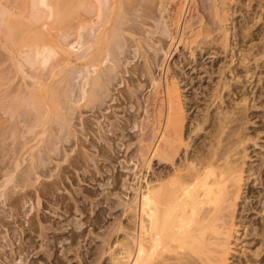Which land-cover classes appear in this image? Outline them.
Returning a JSON list of instances; mask_svg holds the SVG:
<instances>
[{
    "label": "bare ground",
    "instance_id": "obj_1",
    "mask_svg": "<svg viewBox=\"0 0 264 264\" xmlns=\"http://www.w3.org/2000/svg\"><path fill=\"white\" fill-rule=\"evenodd\" d=\"M21 1L26 5L25 8L20 5L22 3L19 4L20 0H0V126L6 124L5 129H0V138L4 140L6 137L8 140L4 141L7 144L9 140L12 143L16 138L20 140L23 137L21 135L27 136L25 141L24 139L19 141L20 151L30 153L29 157H32L33 166L29 167L39 171L46 168L54 155L56 157L59 152L61 154L64 143L70 142L69 137L74 133L84 134L83 132L87 129L93 131L86 119L84 120V111L91 112L93 115L98 114L94 116L96 119L103 118L107 121L111 119V116L107 115L108 112L106 114L104 111L112 107L106 106L102 109L101 106L105 104L109 91L113 89L115 78L119 81L122 79L125 84L124 75L129 74V70L120 64V61L125 62L129 58L127 48L136 46L138 50H142L144 44H147L143 38L145 31L142 28L145 23L142 22L140 25L136 21L127 19L129 16L127 17L125 12L128 9L116 15L117 20L108 21L107 15L111 11V9L108 11L109 6H112L116 0H92L93 2L90 3L89 0H79L77 1L81 11L79 21L66 31L55 32L56 27L54 28L53 23L56 22L52 20L62 15L57 1ZM118 1L119 8L117 6L115 9L114 5L112 6L116 11L119 9L117 13L126 7H124L125 4L128 8L129 3L123 4L122 1L129 0ZM202 1L199 0L204 4ZM184 2L186 0L176 3L179 5L178 10L175 9L177 12L173 14V18L170 17L169 26L166 24L156 26L155 32L158 33L161 29L160 34L168 35L174 44L180 42L177 35L182 30L180 35L195 24L192 22L194 15L182 17L183 7L185 9ZM255 2V7L259 11L254 9L257 12V18L264 20V13H262L264 0ZM121 3L123 6L120 5ZM207 9L201 10L206 13ZM212 9L214 10L213 7ZM207 13L215 14L216 11L209 12L208 9ZM200 17L203 18V16ZM210 27V32L218 30L216 28L218 25L213 24ZM222 35L224 37L225 33ZM143 51H145L143 55L146 62L151 60L149 65L145 69L138 70V74L137 71L134 74L132 71L129 76L131 75V78L135 76L136 79L129 80L136 84L130 93H121L126 102L135 100L138 109H142L143 103H147L145 113H148L149 118L151 117V121H147V117L142 122L138 140V152L140 151L139 155L142 156L140 158H143L142 170H140L142 174L141 178H138L137 186L131 189L133 197L127 202L117 204L125 208L127 222L125 225L119 223L117 227L108 230L102 242L106 243L102 254H108L109 264H229L231 240H240L238 228H242V231L245 229L242 211L240 212L237 207V201L245 190V187L242 189L245 182L243 174L247 172L243 167L245 163L243 165L235 157L234 152L230 151L232 154H229L227 150L222 153L210 152L212 154L206 155L207 150L203 155L204 151L200 149L197 151L203 152L195 156L187 154L193 137L190 135L192 132H188L187 135L182 134L188 111H185L184 106L186 97H183L180 92L179 84L182 81L178 82V75L171 72L169 67L165 68L163 81L154 79L151 65H154L156 53L151 57L148 56V51L146 52L145 49ZM140 53L139 56L142 55ZM202 54L204 53L200 52L201 56ZM205 54L211 53L207 51ZM119 73L122 74L121 77ZM235 74H238L237 71ZM147 78H151L154 88L152 87L153 92L150 93V97L142 101L139 93L144 86L142 82H145ZM217 86L215 89H218ZM219 91L221 93L222 89ZM110 100L113 98L111 97ZM101 109L103 112L100 113ZM200 124L201 120L196 128H199ZM77 126L81 129H76ZM111 126L126 130L115 124ZM226 127L220 121L216 128L218 134L224 133L223 130ZM112 128L103 132L99 130L100 138L103 139L105 136L108 138L105 134L114 133ZM17 143H14L16 145L14 148H17ZM9 144L8 149L12 146L11 143ZM7 148H5L6 153ZM17 155L20 156V154ZM6 156L11 154L7 153L4 157ZM243 156L238 157L243 159ZM0 157H2L1 160L5 159L3 156ZM20 157L25 160L24 154ZM7 159L4 161L6 162ZM12 160L13 158L10 161ZM15 160L14 158L13 164ZM154 161L157 163L154 164ZM20 163H23L21 158L20 162L14 165L15 168ZM9 165L6 169H4L6 166H3L5 184L14 182L13 172L16 169L14 167V170L9 169ZM31 171L28 170L27 173ZM27 173L26 176H32ZM20 175L22 179L23 172ZM26 176L24 175V180ZM29 176L27 178H31ZM246 190L250 194L249 188ZM261 204V210L264 212V202ZM260 231L259 228L256 236H260L263 241L264 231ZM119 233L123 234L121 240L117 237ZM112 237L114 242L109 244ZM22 253L23 249L19 248L18 254Z\"/></svg>",
    "mask_w": 264,
    "mask_h": 264
},
{
    "label": "rangeland",
    "instance_id": "obj_2",
    "mask_svg": "<svg viewBox=\"0 0 264 264\" xmlns=\"http://www.w3.org/2000/svg\"><path fill=\"white\" fill-rule=\"evenodd\" d=\"M55 1L62 11L61 16L52 20L56 22L53 23L54 28L56 27L55 32L66 31L79 21L81 14L77 2L79 0ZM179 1H122L123 4L129 3L128 8L125 4L124 7H126L117 13L119 9L117 11L115 9L119 1L116 0L114 3L111 2L115 9L109 6L108 11L110 9L111 11L108 12L107 19L115 21L122 13L121 11L128 9L125 12L127 17L129 16L127 19L136 21L140 25L144 22L146 25H142L145 31L143 38L147 42L144 44V49L148 51V56L152 57L156 53L154 65H151L153 78L163 81L165 68L169 67L171 72L178 75V82L182 81L179 84L180 92L183 97H186L184 106L185 111L188 110L182 134L187 135L188 132H192L190 135L193 137L187 154L195 156L204 151L203 155H205V151L208 150L207 155L212 154L210 152L222 153L227 150L229 154L234 152L235 157L242 164L245 163L243 167L248 172L243 174L245 184L243 183L242 189L245 187V190L237 201V207L244 217L245 229L242 231V228H238L240 240H231L229 264H264V239L261 241V237L256 236L259 228L262 232L264 231V212L261 210V203L264 202V20L257 18L256 13L259 11L255 7L256 0H243V2L242 0H203L204 4L199 0H186L185 9L183 7L182 10L186 14L181 12L182 17L194 15L192 22L195 24L191 25V30L188 28L186 33L183 32V35H180L182 30L177 35L180 42L174 44L168 35L160 34L161 29L158 33L155 31L157 24L169 26L170 17L173 18V14L177 12ZM90 2L93 1L89 0ZM208 2L212 5L211 7ZM20 3H22L21 0ZM20 5L26 7L24 2ZM201 6L204 10L208 8L209 12L216 11V15L207 13L208 9L205 13L201 10ZM114 14L117 16L115 17ZM213 24L218 25L216 28L220 31L210 32V25ZM222 33H225L224 37ZM144 49L138 50L136 46L127 48L129 58L125 62L120 61V64L129 70V74L132 71L133 74L136 71L138 74L149 65L151 60L146 62L143 55ZM207 51L211 54H205ZM200 52L204 54L201 56ZM139 53L142 55L139 56ZM192 54H196L195 57ZM194 58L198 62L195 63ZM201 65L204 66L200 67ZM236 71L238 74H235ZM129 74L124 75L125 84L122 79L119 81L115 78L114 90L109 91L105 104L101 106L102 109L106 106L112 107L104 111L106 114L108 112L107 115H110L111 119L109 121L103 118L96 119L94 116L98 114L93 115L91 112L84 111V120L86 119L93 131L87 129L83 132L84 134L74 133L69 137L70 142L64 143L61 154L59 152L56 157L54 155L51 160L49 159V164L46 168H42L43 170L36 171L34 168L32 170L30 153L20 151L19 141L23 139L25 141L27 136L21 135L23 137L20 140L16 138L13 143L9 140L6 141L7 144L4 141L8 140L6 137L4 140L0 138L2 141L0 145L4 144L0 146V156L4 157L9 153L10 158L6 156L4 160L18 159V161L15 160L16 164L21 158L23 162L15 168L13 160L7 159L5 162L0 157V264L110 263L108 254H102L106 247V243L102 242L109 229L117 227L119 223L125 225L127 222L125 208L122 205L118 207L117 204L127 202L133 197L131 189L137 186L138 178H141L143 158H140L142 156L139 155L140 151L138 152V140L142 122L149 116L145 113L147 103H143V108L138 109L135 100L132 99L128 103L123 99L122 94L130 93L136 84L132 81L136 77L132 75V79ZM121 76L122 74L119 73V77ZM142 83L144 86L139 93L140 99L146 101L153 92L154 86L151 78H147ZM215 85H218V89H215ZM219 89H222L221 93ZM111 97L113 100H110ZM102 109L99 110L100 113L103 112ZM224 113L227 114L223 115ZM150 119L151 117H148L147 121H151ZM200 120L202 125L196 128ZM219 120L227 127L223 130L224 133L218 134L216 128L220 123ZM110 123L126 130L112 128ZM194 125L196 129L193 128ZM5 126L6 124L0 126V129H5ZM77 127L76 129H81ZM211 127L214 129L211 130ZM111 128L114 129V133L105 134L109 139L107 136L103 138L104 140L101 139L98 131L103 132ZM182 139L184 140V137ZM8 143H11L13 147L8 149L7 147L10 146ZM14 143L18 144L19 150L16 147L15 150ZM184 143L186 144V141ZM211 146L213 149L214 146L216 148L212 150ZM3 147L7 148V153ZM10 149L15 150L16 154L8 152ZM200 149L203 151H197ZM17 154L20 156L24 154L25 160L23 156L20 157ZM236 154L238 156L244 154L243 159ZM156 163L154 161V164ZM8 165L9 169L16 170L13 172L14 182L5 184L4 169L8 168ZM156 167L155 169L159 166ZM26 169L33 171L28 172L32 175H28L31 178H27L28 170ZM22 172L26 180H24L25 177L21 179ZM34 172L35 174H32ZM248 188L250 194L247 193ZM246 231L249 232L246 233ZM117 237L121 240L123 234L119 233ZM112 242H114L113 237L109 240V244ZM19 248L23 249L21 255L18 254Z\"/></svg>",
    "mask_w": 264,
    "mask_h": 264
}]
</instances>
